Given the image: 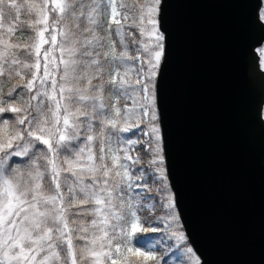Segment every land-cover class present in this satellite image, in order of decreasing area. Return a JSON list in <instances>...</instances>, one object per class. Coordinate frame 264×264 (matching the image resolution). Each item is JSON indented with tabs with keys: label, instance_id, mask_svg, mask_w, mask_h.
<instances>
[{
	"label": "snow or ice",
	"instance_id": "6c2138e0",
	"mask_svg": "<svg viewBox=\"0 0 264 264\" xmlns=\"http://www.w3.org/2000/svg\"><path fill=\"white\" fill-rule=\"evenodd\" d=\"M165 3L0 0V264H201L165 155Z\"/></svg>",
	"mask_w": 264,
	"mask_h": 264
},
{
	"label": "water",
	"instance_id": "95a60500",
	"mask_svg": "<svg viewBox=\"0 0 264 264\" xmlns=\"http://www.w3.org/2000/svg\"><path fill=\"white\" fill-rule=\"evenodd\" d=\"M263 0H166L158 104L201 264H264Z\"/></svg>",
	"mask_w": 264,
	"mask_h": 264
},
{
	"label": "rangeland",
	"instance_id": "374dc122",
	"mask_svg": "<svg viewBox=\"0 0 264 264\" xmlns=\"http://www.w3.org/2000/svg\"><path fill=\"white\" fill-rule=\"evenodd\" d=\"M262 12H264V4H263V8L261 10V13ZM263 21H264V19H263ZM262 47H264V45ZM259 50H260V48H259ZM259 50H258V52H259ZM262 60H263V64H264V58H262ZM263 116H264V107H263ZM167 259H168V261L170 260V262H172L173 264H178V263L180 264V262L185 264V258L179 249H174L171 256H169Z\"/></svg>",
	"mask_w": 264,
	"mask_h": 264
},
{
	"label": "trees",
	"instance_id": "16d2710c",
	"mask_svg": "<svg viewBox=\"0 0 264 264\" xmlns=\"http://www.w3.org/2000/svg\"><path fill=\"white\" fill-rule=\"evenodd\" d=\"M11 115V114H8ZM159 234H147L146 237L142 238L141 243L143 244V246L145 248H147L148 245L154 243L155 238L158 236ZM171 256V255H170ZM168 257H166L167 259ZM168 264H173L172 262H170V260L168 261ZM179 264V263H178ZM180 264H183L182 262H180Z\"/></svg>",
	"mask_w": 264,
	"mask_h": 264
}]
</instances>
